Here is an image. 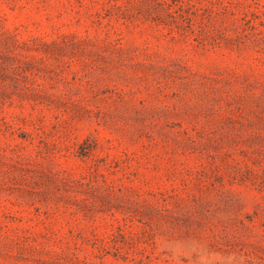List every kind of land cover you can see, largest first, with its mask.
I'll return each instance as SVG.
<instances>
[{
	"label": "rangeland",
	"instance_id": "obj_1",
	"mask_svg": "<svg viewBox=\"0 0 264 264\" xmlns=\"http://www.w3.org/2000/svg\"><path fill=\"white\" fill-rule=\"evenodd\" d=\"M163 242L264 264V0H0V264Z\"/></svg>",
	"mask_w": 264,
	"mask_h": 264
},
{
	"label": "clouds",
	"instance_id": "obj_2",
	"mask_svg": "<svg viewBox=\"0 0 264 264\" xmlns=\"http://www.w3.org/2000/svg\"><path fill=\"white\" fill-rule=\"evenodd\" d=\"M162 250L170 252L169 259L182 264L184 259L190 261V264H242L243 258L237 260L234 255L224 256L214 251H210L201 242H193L190 246L183 244L171 245L168 242L160 244Z\"/></svg>",
	"mask_w": 264,
	"mask_h": 264
}]
</instances>
